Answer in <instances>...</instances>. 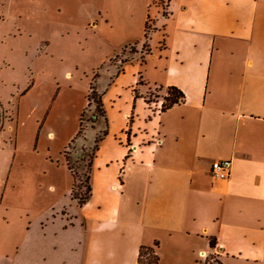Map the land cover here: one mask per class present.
Listing matches in <instances>:
<instances>
[{
    "label": "crops",
    "instance_id": "obj_1",
    "mask_svg": "<svg viewBox=\"0 0 264 264\" xmlns=\"http://www.w3.org/2000/svg\"><path fill=\"white\" fill-rule=\"evenodd\" d=\"M163 15L155 51L141 62L131 37L96 86L88 198L31 222L0 264H137L141 247L157 264H264V0H169ZM170 87L178 104L145 102Z\"/></svg>",
    "mask_w": 264,
    "mask_h": 264
},
{
    "label": "rangeland",
    "instance_id": "obj_2",
    "mask_svg": "<svg viewBox=\"0 0 264 264\" xmlns=\"http://www.w3.org/2000/svg\"><path fill=\"white\" fill-rule=\"evenodd\" d=\"M168 4L0 0V251L13 250L10 240L22 237L31 222L83 205L94 148L85 142L99 135L96 86L114 60L123 58L119 50L131 37L155 51L154 19L166 17ZM90 93L94 99L88 101ZM164 95L151 89L146 97L156 101ZM216 261L211 254L200 263Z\"/></svg>",
    "mask_w": 264,
    "mask_h": 264
},
{
    "label": "trees",
    "instance_id": "obj_3",
    "mask_svg": "<svg viewBox=\"0 0 264 264\" xmlns=\"http://www.w3.org/2000/svg\"><path fill=\"white\" fill-rule=\"evenodd\" d=\"M148 30H149V28L146 25L145 26V30H144V39H145V41L148 38L147 37L148 36ZM126 48L127 49L129 48L130 52H132V51L135 52L136 51L135 50V45H132V46H129V47H126ZM149 53H150V50L148 48L147 43L145 42L141 46V49H140V52H139V55H140V58H141V62L144 61V57L147 56ZM156 91H163V89L162 88H158V89H156ZM164 92H165V95L162 98H160V99H162L161 106L159 107L160 111H164L165 109H167V108H169V107H171L173 105L178 104L183 99L182 93L178 89H176L174 87L167 88V89L164 90ZM94 97H95V100H96L97 109L99 111L100 100H99L98 97H96V96H94ZM94 97L92 96V93H90V95L88 96L87 100L89 101L90 99H94ZM155 97H157V96H155ZM145 102L149 104V103H151L153 101L150 100L148 97H145ZM68 169L73 174L72 168L70 166H68ZM76 187H77L76 183H75V181H73L72 193H73L74 189H76ZM89 194H90V188H89L88 185H86L85 186V192L83 193V196L81 197V203L85 202V200L88 198ZM210 246L214 247V242L210 241ZM143 260L145 261L146 264H157L158 263V257L155 254L154 248H152V247L151 248H149V247H141L139 249L137 264H142ZM217 261H216V263L220 264ZM198 264H201L200 261L198 262Z\"/></svg>",
    "mask_w": 264,
    "mask_h": 264
},
{
    "label": "built area",
    "instance_id": "obj_4",
    "mask_svg": "<svg viewBox=\"0 0 264 264\" xmlns=\"http://www.w3.org/2000/svg\"><path fill=\"white\" fill-rule=\"evenodd\" d=\"M157 145L161 143L159 139L155 141ZM230 160H216L211 163L210 173L216 179H226L230 174ZM201 261L207 258V255L201 253Z\"/></svg>",
    "mask_w": 264,
    "mask_h": 264
}]
</instances>
